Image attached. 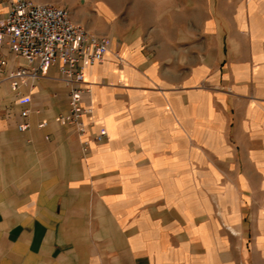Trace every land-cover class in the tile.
I'll list each match as a JSON object with an SVG mask.
<instances>
[{
    "label": "crops",
    "instance_id": "0c3cea01",
    "mask_svg": "<svg viewBox=\"0 0 264 264\" xmlns=\"http://www.w3.org/2000/svg\"><path fill=\"white\" fill-rule=\"evenodd\" d=\"M29 1L110 50L84 137L56 68L0 85V264H264V0Z\"/></svg>",
    "mask_w": 264,
    "mask_h": 264
},
{
    "label": "built area",
    "instance_id": "2783aa9c",
    "mask_svg": "<svg viewBox=\"0 0 264 264\" xmlns=\"http://www.w3.org/2000/svg\"><path fill=\"white\" fill-rule=\"evenodd\" d=\"M110 50V41L75 25L68 10L53 5H36L29 0H13L0 18V85L12 90L44 77L49 68H56L60 81L68 90V113L57 121L75 129L84 137L88 126L84 118L89 112L81 98L91 89L85 82L86 68L103 63ZM8 55L22 60L14 70L5 72ZM118 62L121 58L115 55ZM27 117V112L21 113ZM42 127L46 123L41 124ZM26 126L19 125L22 132ZM92 141L101 144L104 135H94ZM85 148L89 141H83Z\"/></svg>",
    "mask_w": 264,
    "mask_h": 264
},
{
    "label": "rangeland",
    "instance_id": "374dc122",
    "mask_svg": "<svg viewBox=\"0 0 264 264\" xmlns=\"http://www.w3.org/2000/svg\"><path fill=\"white\" fill-rule=\"evenodd\" d=\"M204 0H199V4H204ZM7 10V9H6ZM201 9L199 8L198 9V13H197V16H196V18H197V20L200 22L201 21V19L203 18V16H202V13H201ZM5 13L2 11V9H1V7H0V18H2V16L4 15ZM167 34V33H166ZM171 35H172V33H171ZM181 35H182V38H183V40L184 39H186V38H188V33H186V32H182L181 33ZM198 38H197V44H198V46H199V49L204 45V35H203V33L202 32H198Z\"/></svg>",
    "mask_w": 264,
    "mask_h": 264
}]
</instances>
